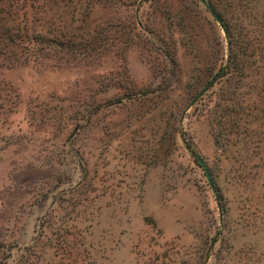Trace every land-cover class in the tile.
Returning <instances> with one entry per match:
<instances>
[{
  "label": "rangeland",
  "instance_id": "1",
  "mask_svg": "<svg viewBox=\"0 0 264 264\" xmlns=\"http://www.w3.org/2000/svg\"><path fill=\"white\" fill-rule=\"evenodd\" d=\"M206 1L226 35L200 0H0V264H264V0Z\"/></svg>",
  "mask_w": 264,
  "mask_h": 264
},
{
  "label": "water",
  "instance_id": "2",
  "mask_svg": "<svg viewBox=\"0 0 264 264\" xmlns=\"http://www.w3.org/2000/svg\"><path fill=\"white\" fill-rule=\"evenodd\" d=\"M208 9L209 13L211 14V16L215 19V21L220 25L221 29L223 30L224 34L226 35V29L219 17V15L217 14V12L215 11V9L213 8V6L207 2L206 0H200ZM224 70V67H221L214 75L213 77L207 81V83L196 93V95L191 99V101L189 102L188 106L192 105L209 87H211L213 85V83L222 75ZM195 159L198 162V164L201 166L205 177L207 179V182L216 198L217 201V206L219 207L218 204V194H217V190L216 187L213 183V180L211 178V175L205 165V163L203 162L202 158L198 155H195Z\"/></svg>",
  "mask_w": 264,
  "mask_h": 264
},
{
  "label": "trees",
  "instance_id": "3",
  "mask_svg": "<svg viewBox=\"0 0 264 264\" xmlns=\"http://www.w3.org/2000/svg\"><path fill=\"white\" fill-rule=\"evenodd\" d=\"M218 14V13H217ZM220 17V16H219ZM220 19H221V17H220ZM221 21H222V23H223V20L221 19ZM223 25H224V23H223ZM224 27H225V29H226V33H228V28L224 25ZM231 56V59L233 58V60L235 59V58H237V54L236 53H233V54H231L230 55Z\"/></svg>",
  "mask_w": 264,
  "mask_h": 264
}]
</instances>
